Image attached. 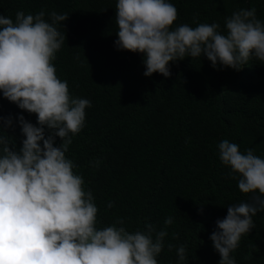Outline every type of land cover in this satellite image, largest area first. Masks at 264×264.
Instances as JSON below:
<instances>
[{"label":"trees","instance_id":"16d2710c","mask_svg":"<svg viewBox=\"0 0 264 264\" xmlns=\"http://www.w3.org/2000/svg\"><path fill=\"white\" fill-rule=\"evenodd\" d=\"M170 2L178 13L173 27L215 22L223 30L226 17L251 8L264 21V0ZM115 6L116 0H0V14L14 22L17 11H44L46 21L51 12L69 15L58 26L65 41L53 64L70 95L92 105L65 155L95 198L96 227L123 219L134 232L149 223L168 233L158 264H177L180 245L186 248L184 264H219L210 240L216 221L226 217L228 206L251 202V194L229 176L217 145L227 139L264 158V62L251 59L237 71L214 69L206 57L185 58L170 62L168 78L146 77L142 55L114 45ZM19 115L37 122L36 114L0 94V117L13 118L6 131L17 149L24 139ZM168 217L173 223L165 229ZM252 220L231 253L236 264H264V211Z\"/></svg>","mask_w":264,"mask_h":264},{"label":"clouds","instance_id":"9594fccd","mask_svg":"<svg viewBox=\"0 0 264 264\" xmlns=\"http://www.w3.org/2000/svg\"><path fill=\"white\" fill-rule=\"evenodd\" d=\"M115 10L114 45L141 54L146 77L168 78L170 62L185 58L206 57L214 69L237 71L251 59L264 62V21L255 8L233 12L223 30L215 22L173 27L178 13L170 0H116ZM68 16L51 12L46 21L44 11H17L14 22L0 14V94L37 117L36 124L17 117L24 137L19 149L6 131L13 118L0 117V264H158L167 231L146 223L129 232L123 219L97 228L95 198L65 155L92 106L70 95L53 64L65 41L58 26ZM217 149L239 190L251 194V202L227 207L210 236L219 264H236L231 253L253 228L252 217L264 211V158L227 139ZM172 223L166 218L165 229ZM176 252L177 264H184L185 246Z\"/></svg>","mask_w":264,"mask_h":264}]
</instances>
